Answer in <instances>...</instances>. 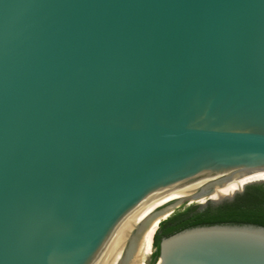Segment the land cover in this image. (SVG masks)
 <instances>
[{
    "label": "water",
    "instance_id": "water-1",
    "mask_svg": "<svg viewBox=\"0 0 264 264\" xmlns=\"http://www.w3.org/2000/svg\"><path fill=\"white\" fill-rule=\"evenodd\" d=\"M263 170L264 0H0V264H126L190 185ZM153 264H264V225Z\"/></svg>",
    "mask_w": 264,
    "mask_h": 264
},
{
    "label": "trees",
    "instance_id": "trees-1",
    "mask_svg": "<svg viewBox=\"0 0 264 264\" xmlns=\"http://www.w3.org/2000/svg\"><path fill=\"white\" fill-rule=\"evenodd\" d=\"M216 223L264 225V183L248 185L243 192L237 193L232 199L221 203H208L203 208H200L199 205H192L185 211L170 217L167 221H162L154 235L156 250L153 252L151 264L159 256L162 237L169 236L187 227Z\"/></svg>",
    "mask_w": 264,
    "mask_h": 264
},
{
    "label": "bare ground",
    "instance_id": "bare-ground-1",
    "mask_svg": "<svg viewBox=\"0 0 264 264\" xmlns=\"http://www.w3.org/2000/svg\"><path fill=\"white\" fill-rule=\"evenodd\" d=\"M264 176V170L263 171H257L252 174H244V175H236L233 178L223 182V183H216L214 184V190L212 193H210V198H218L224 195H232L238 190H241L246 183L250 181H256V180H264L261 179ZM210 179H206L204 181L198 182L196 184L190 185L187 189H185L182 193H180L177 197L174 199H178V202L175 204L163 209L159 210L150 223L148 224L147 228L145 229L138 246L135 248V250L132 252V254L129 256V258L126 260V264H146V246L148 248L153 247V240L151 242V235L154 231V229L159 225V223L168 215L172 214L174 211V208L179 205L182 202L183 197H189V202L204 199L209 195H202L199 197H196L195 195L199 191V187L203 185L204 183H207ZM234 191V192H233ZM233 192V193H232ZM183 205V204H182ZM180 206V205H179ZM174 213V212H173ZM151 242V245H150ZM150 245V246H149Z\"/></svg>",
    "mask_w": 264,
    "mask_h": 264
},
{
    "label": "rangeland",
    "instance_id": "rangeland-1",
    "mask_svg": "<svg viewBox=\"0 0 264 264\" xmlns=\"http://www.w3.org/2000/svg\"><path fill=\"white\" fill-rule=\"evenodd\" d=\"M261 179H264V176L261 178ZM208 199H210V195L209 196H207L206 198H204V199H200V200H196V201H192V202H182V203H180L179 205H177L175 208H174V213L172 212V214H170V215H168L167 217H165L162 221H167L168 219H170V217H172L173 215H175V213L177 214V213H179V212H183V211H185L186 209H188L190 206H192V205H198V203H203V202H205L206 200H208ZM220 199V198H219ZM183 204V205H182ZM161 221V222H162ZM160 222V223H161ZM159 223V224H160ZM158 227H159V225L154 229V231H153V233H152V235H151V242H152V240H153V237H154V235H155V232H156V230L158 229ZM151 242H150V245H151ZM149 245V246H150ZM155 251V247H154V244H153V247H151V248H148L147 246H146V254H147V257H146V264H151V262H152V260H153V252Z\"/></svg>",
    "mask_w": 264,
    "mask_h": 264
},
{
    "label": "flooded vegetation",
    "instance_id": "flooded-vegetation-1",
    "mask_svg": "<svg viewBox=\"0 0 264 264\" xmlns=\"http://www.w3.org/2000/svg\"><path fill=\"white\" fill-rule=\"evenodd\" d=\"M242 188V187H241ZM234 192V191H233ZM232 192V193H233ZM234 194V193H233ZM224 196H228V195H224ZM221 197H223V196H221ZM219 198V197H218ZM225 200H229V199H225ZM225 200H223V201H225ZM223 201H221V202H223ZM221 202H219V203H221ZM204 203V202H203ZM176 214V213H175ZM174 216V215H173ZM153 242H154V237H153Z\"/></svg>",
    "mask_w": 264,
    "mask_h": 264
}]
</instances>
